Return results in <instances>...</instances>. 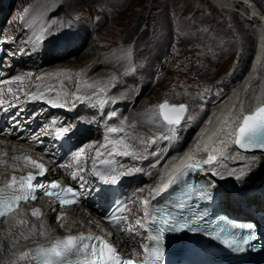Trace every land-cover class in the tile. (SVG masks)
Instances as JSON below:
<instances>
[{"label": "bare ground", "instance_id": "1", "mask_svg": "<svg viewBox=\"0 0 264 264\" xmlns=\"http://www.w3.org/2000/svg\"><path fill=\"white\" fill-rule=\"evenodd\" d=\"M12 1L13 0L8 1V8H10ZM26 1L27 0L13 1L14 8H12V14L6 26L8 31L12 29L16 31L18 27H23L20 32L23 33L26 41H32V38L27 37L28 30L25 29L24 26L32 27L33 35L40 34V36L46 33L47 30H45V28L49 29L50 32L47 31L49 35L48 39H52V37L57 36V33L60 36L67 34L66 30L63 33L59 31L60 23L77 20L83 16H78L80 12L76 14V10L78 9L75 6L77 0H48L46 2L44 0H36L32 2L33 4L31 7L24 10L22 7ZM219 1L226 8L232 10L227 11L230 16L229 20L231 19L230 29L238 36L239 43L237 40L236 43H238L239 47L244 48L245 45V54L242 56L239 63L235 65L236 67L229 72H227L228 69L226 70V68L228 65L234 63L233 57L238 55V52L228 56L219 54L214 57H206L199 63L190 60L187 64H193V66L188 69L189 75L183 74L180 77H174L171 83L175 86L167 84L168 87L162 89L164 93L175 95L182 94L191 96L193 99L190 115H186V110L180 125L171 126L173 130H169V126L162 122L163 120L161 121L158 115L155 116L152 114L153 108L148 100V95L153 89H146L147 86L153 82L149 78V74L152 73L154 77L155 75L156 77L159 76L158 70L160 61L155 56L162 54V60H164L166 56L168 60L172 58V54H168L169 47L165 48L166 42H163V39L158 43L152 44L150 40L145 41L142 36L137 35L138 38L135 41V48L133 51L128 52L127 57L136 62L132 65L138 70L137 74L141 81L140 84L134 81L135 76L120 71L121 68L125 67L124 59L120 58L122 54L117 56L115 52L112 51V53L107 56L101 53L98 56L92 57L90 53H93V50L96 48V45H91L92 41H90V35L93 30H91L90 27H83L81 24H79V26L76 25L79 30L77 33L74 32L75 34L63 36V38L68 41L66 43L68 47L66 48L67 54L64 55V57L77 50H81V53L80 55L70 57V59L68 57L67 59L60 60V62H53V67L51 66L50 68L56 69L59 72L60 79L57 82H49L48 91L55 93L56 96L54 100L56 103H65L66 107L70 110L78 107L77 97L79 96L85 98V101L93 102L98 108L102 107L103 104L104 107H109L113 104V108L122 107L125 114L118 128L123 127L129 133L124 137L125 144L128 145L130 143L135 154L141 157H144L147 151L151 152V150L157 146L158 149L153 154H156V156L163 154L164 158L167 159L158 173L159 178L154 181L156 186L151 187V190H156L158 185L169 177L174 168L178 167V165L180 166L182 161L188 160V156H192L193 159H198L201 163H204V161L208 160L209 155H212L217 157V159L213 161L212 164L204 163L205 167L201 171H198V173L201 176L202 173H204L203 171L206 170L207 173L204 174V176L208 175L212 177L227 188V190L223 192V205L233 208L238 201L242 200V202L248 206L254 204L264 207V153L257 152L244 155L230 152L236 126L243 114L264 102V2L262 3V0ZM153 3L155 4V2ZM0 10H4L1 3ZM163 10L164 12L161 13V20H163L162 26L165 28V26L168 27L167 24L169 22L166 23L165 21H167L168 18L171 19L170 16L173 15V13L171 9L164 8ZM25 11L28 13L25 14ZM177 12L180 11L178 10ZM23 13L24 16L20 25L18 19ZM67 13L69 16H66ZM136 15L138 19L137 25L139 26L138 29H140L144 17L141 11L133 12V16ZM140 16H142L141 21ZM167 16L168 18H166ZM15 21L18 23L15 24ZM192 21H196L194 16L192 17ZM102 23L103 21H99L95 25L96 27H101ZM37 24L42 27L35 28L34 26ZM129 25L130 29L124 34L125 39L129 38L130 33H133V30H131L133 25ZM167 30L168 29H166V31ZM253 35L254 45L252 47L250 59L248 60L247 69L244 71L247 64L246 56L248 55L247 53H249L247 52L248 47L246 43ZM164 39L167 40V38ZM84 42L87 45L83 49L81 45L84 44ZM122 49L125 51L123 47ZM49 50L50 49L47 48L43 55L52 54ZM34 55L35 52L30 58L32 63L36 61ZM81 59H83V61L80 62ZM136 60H140V62ZM63 62H67L68 64H58ZM221 68L223 71L226 70L224 76L220 80H217L218 78L214 79V74ZM111 69H114L117 74H114V71L111 73ZM64 82L66 83L65 87L62 86ZM89 85L92 87H89ZM225 88L228 89L225 91ZM100 89H104V91L101 92ZM213 89H219L220 93H217L216 96L211 94ZM143 90H147L145 92L146 95H144V99L142 98L143 100L140 102L138 110L133 112L131 109V100L134 99L136 94L141 93ZM176 90H179V92H176ZM222 92L224 93L221 95ZM157 94L156 98L158 101V99H160V93ZM165 99L169 100L168 98ZM82 109H85V107H82ZM94 109L92 110L94 111ZM191 110L194 113H192ZM116 114L121 118V114ZM203 120H206L208 125L199 133H192L190 140L186 143L187 146L190 145L189 148H191V150L182 157L183 159L181 158L177 161V155L173 148L174 143L170 141L173 139L175 131H181L182 128H184L187 136L193 128ZM225 121H227V124ZM180 140L181 142L178 143V145L184 143L183 139H179V141ZM153 141H155V143H153ZM167 141L168 143L166 144ZM205 145H207V150H205ZM197 147H199V151H197ZM157 158L158 157H155V159ZM229 160L231 162H229ZM151 190H148L146 195H148ZM150 197L151 196L142 199L148 200ZM52 225L56 227L58 224L52 223ZM4 226L5 223L0 221V264H27L26 261H19V240L23 238H32L33 236L21 235L15 226H10L7 229L4 228ZM51 231L52 227L45 229L47 233Z\"/></svg>", "mask_w": 264, "mask_h": 264}, {"label": "rangeland", "instance_id": "2", "mask_svg": "<svg viewBox=\"0 0 264 264\" xmlns=\"http://www.w3.org/2000/svg\"><path fill=\"white\" fill-rule=\"evenodd\" d=\"M13 1L10 4V8H8L9 13L7 14L8 17L6 18V25L8 24L7 22L9 21V18L12 14V8H14ZM27 1L26 3H24L22 7L24 10L25 9L27 10V8L31 7V5L33 4L32 2L36 0H27ZM44 1L46 2L48 0H44ZM153 2H155V4ZM263 2L264 0H262V3ZM75 6L76 8H78L76 10V14L80 12L78 13V16L79 15H83V16L77 20L65 21L63 23H60L59 31L63 33L66 30L67 32V34H63L62 37L67 36L68 34L77 33L79 30L76 25L79 26V24H81L83 27L84 26L88 28L90 27V29L93 30L92 34L90 35L91 38L90 41H92L91 45L94 46L96 45V48L93 50V53H90V55H92L93 57V56H98L102 53V54H106L107 56L110 55L112 51H114L117 56H120L122 54L120 58L124 59L125 67L121 68L120 71L125 72V74L128 73L129 75L135 76L134 77L135 82H139L141 84V81L137 74L138 70L134 67V65H132L136 62L133 59L128 58L127 54L128 52L133 51V49L135 48L136 46L135 41L137 40L138 36H142L145 41L150 40L151 41L150 43L152 44L158 43L162 39L163 42L167 43V44L165 43V48L169 47L168 54L169 53L170 55L172 54V58L171 60H168L166 56L165 59L162 60V54L155 56L160 61L159 70H158L159 76L156 77L155 75L154 77L153 74L150 73L149 78L153 82L152 84H149L146 88L147 90L153 89V91L150 92L148 95V100L150 101V105L153 108L152 114H154L155 116L158 115V118L160 117V115L156 106L159 105V103L162 100H166L165 98H168L170 101L169 100L167 101L169 102L184 103V105L187 106L186 115L188 116L190 115L191 103L193 100L191 96H185L182 94L175 95V94L162 92V89L168 87L167 84H171L172 86H175L171 83V80L174 77L176 76L180 77L183 74L189 75L188 69L192 68L193 66V64L192 65L187 64L190 60L199 63L202 59H205L206 57H214L219 54L228 56L238 52L240 55L238 54L234 56L233 57L234 63L228 65V67L226 68V70L228 69L227 72H229L236 67L235 65L239 63L242 56H244L245 54L244 52L246 49L245 45H244L245 49L243 47L241 48L239 47L238 36L234 31L230 29L231 19L229 20L230 16L227 11L231 9L226 8L219 0H155V1L154 0H77ZM164 8L171 9L173 13V15L170 14L171 19H169L168 16L166 17L168 19L165 22L166 23L168 21L169 22L167 24L168 27L165 26V28H163L162 26L163 20H161L162 19L161 13L164 12L163 10ZM178 10L180 12H177ZM139 11L142 12L144 17L143 24L141 25L140 29H138L139 26L137 25L138 22L137 15L133 16V12H139ZM66 16H69L68 13L66 14ZM193 16L196 18L195 22L192 21ZM223 17L225 18L227 17L226 20ZM141 19L142 16H140V21ZM181 19L184 20L182 21ZM99 21H103V23L101 27H96L95 24ZM16 23L17 21H15V24ZM129 24L133 25V27H131L133 33L132 34L130 33L129 38L125 39L124 34L127 33L128 30L130 29ZM166 29L168 30L166 31ZM56 35L59 36L58 33ZM251 37L246 43L248 47L247 52L249 53H247L248 55L246 56L247 64L245 66L244 71H246L247 69L248 60L250 59L253 49L252 47L254 45L253 42L254 35ZM164 38H167V40ZM236 40L238 41V43H236ZM170 43L172 44V46ZM86 45L87 44H85L84 42L82 46L83 49L86 47ZM122 47L125 49V51H123ZM80 53L81 50H77L68 56L65 57L60 56L59 58L61 59L57 60V62H60V60L62 59H67L68 57L70 59V57L80 55ZM83 59H81L80 62L83 61ZM136 61L140 62V60H136ZM65 63L68 64L67 62ZM65 63L63 62L58 64L61 65ZM111 70H112L111 73H113L114 71L115 72L114 74H117V72L114 69ZM225 71H223L221 68L217 73L214 74L213 78L214 79L218 78L217 80H220L224 76ZM227 89L228 88H225V91ZM147 90H143L142 91L143 93L141 92L139 94H136L134 99L131 100L132 101L131 109L133 110V112H136L138 110L140 106V102L144 99L143 97L144 95H146L145 92ZM219 91H220L219 89L217 90L213 89L211 91V94H214L216 96L217 93H220ZM176 92H179V90H176ZM157 93H160L159 96L160 99H158L159 102L157 101L156 98V95H158ZM223 93L224 92H222L221 95ZM191 112L194 113L192 110ZM160 120L162 121L161 117ZM191 133L192 131L186 136L185 129L182 128L181 131L180 130L175 131L173 139H171L170 141H176V139L179 141V139H183L184 142H187L190 140L192 136V135L190 136ZM167 143L168 141L166 142V144Z\"/></svg>", "mask_w": 264, "mask_h": 264}, {"label": "snow or ice", "instance_id": "3", "mask_svg": "<svg viewBox=\"0 0 264 264\" xmlns=\"http://www.w3.org/2000/svg\"><path fill=\"white\" fill-rule=\"evenodd\" d=\"M59 75V74H56ZM21 83L24 80L23 76H17L15 78ZM40 79H43L41 77ZM89 87H92L89 85ZM101 92L104 89H100ZM11 92V89H9ZM32 99H36L37 96L35 93L31 94ZM79 99V97H77ZM106 102V101H103ZM4 101L0 100V104H3ZM158 109L159 115L162 118L163 122L169 126V130H173L171 126L179 125L183 119V114L186 112L187 106L180 104H169L167 100L160 103L156 106ZM115 115V113H113ZM227 124V121H225ZM68 129H58V133H66ZM110 132L116 133L121 132V128H110ZM166 138V137H165ZM108 143H112L109 141ZM118 144L123 143V141H118ZM155 143V141H153ZM235 143L241 148H260L264 149V107L257 108L255 112L250 115H245L243 117V122L238 129V136L235 140ZM125 149L129 146L127 144L123 145ZM103 147H107L105 144ZM116 149L114 148V151ZM197 147V151H199ZM205 150H207V145H205ZM83 149L80 152L75 153V157L79 160V157ZM123 155H131L130 152L124 151L121 153ZM102 153L97 150V157H100ZM23 159L30 164H33L38 168V173H28L26 175H13L10 180L4 185L0 186V218L8 216L14 210L19 208L20 202H27L29 199L36 200L37 190H41L45 195L55 196L61 207L70 206L77 204L80 201V195L72 187L62 188L56 182H50L47 186L37 180V176H44L47 171L45 165L38 163L33 160L30 156H25ZM188 160H192V156L187 157ZM217 157L209 155L208 160L204 161L206 164H212ZM197 164H184L181 162V165L175 168L174 174L170 175L167 183L162 184L159 189L154 190L153 194L156 192L163 191L168 189L173 184H176L181 176L186 174L188 168L199 167ZM63 167V165H61ZM76 178V174H73V179ZM115 179V178H113ZM52 189L51 191L49 190ZM59 189V191H55ZM198 196L204 198L206 197V190L201 188L197 193ZM142 204L144 205V215L145 218L151 216V221L149 227H145L139 219L136 220V224L141 228H145V231L149 233L148 239L155 242V246L149 244H141L143 251L145 252V259L142 264H163L164 260V248L162 246L163 233L167 232H180L187 229L191 232L198 231L196 226L199 221H202L206 213H197L194 217L191 218H177L172 216L171 213H165L161 215L159 212H148L149 201L143 200ZM177 208H183V204H177ZM121 211H130L128 209H121ZM32 215L39 217L42 215L40 209H33ZM63 213L57 216V219H61ZM113 227H120V223L128 222L127 216H117L115 214L105 217ZM23 223V221H21ZM61 227H64L61 224ZM228 227H235L233 223H229ZM246 227L251 229L254 227L251 224H248ZM43 229V224H41ZM124 231L123 228L120 229ZM128 231H131L129 227ZM221 232L224 231L223 228L220 229ZM41 234H45L41 232ZM139 234V233H138ZM111 235V234H110ZM254 237L252 235H247L242 238L240 242L235 240H225V244L235 245L239 250L241 244H248ZM91 241H98L99 243H89ZM90 252L91 258L87 257V254ZM32 256L36 264H135V261L131 259H121L118 255L117 249L114 245L110 244L107 240H104L100 236H94L91 233L84 234L80 233L77 235H66L62 238H56L48 245H42L32 250ZM23 258V256L21 257Z\"/></svg>", "mask_w": 264, "mask_h": 264}, {"label": "water", "instance_id": "4", "mask_svg": "<svg viewBox=\"0 0 264 264\" xmlns=\"http://www.w3.org/2000/svg\"><path fill=\"white\" fill-rule=\"evenodd\" d=\"M164 101H165V100H162L160 103H162V102H164ZM168 102H169V101H168ZM160 103H159V104H160ZM169 104H175V105L183 104V105H184V103H175V102H169ZM260 107H264V102H262V103L258 104L257 106H255L254 108H252V110L245 112V113L243 114V116L241 117L240 122H239V124H238V126H237V132H236V136H235V138H234V144H235V147H236L237 149H239L240 151H242V152H249V151H261V152H264V149H260V148H251V149H248V148H241V147H239V146L235 143V140L237 139V136H238V129H239L240 125H241L242 122H243V117H244L245 115H250V114H252L253 112L256 111L257 108H260ZM184 114H185V113H184ZM184 114H183V116H184Z\"/></svg>", "mask_w": 264, "mask_h": 264}]
</instances>
